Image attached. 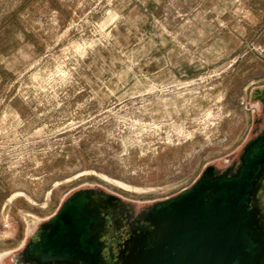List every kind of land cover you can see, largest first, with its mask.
I'll return each mask as SVG.
<instances>
[{"label": "rangeland", "instance_id": "rangeland-1", "mask_svg": "<svg viewBox=\"0 0 264 264\" xmlns=\"http://www.w3.org/2000/svg\"><path fill=\"white\" fill-rule=\"evenodd\" d=\"M264 0H0V264L69 192L135 204L252 137Z\"/></svg>", "mask_w": 264, "mask_h": 264}, {"label": "water", "instance_id": "water-1", "mask_svg": "<svg viewBox=\"0 0 264 264\" xmlns=\"http://www.w3.org/2000/svg\"><path fill=\"white\" fill-rule=\"evenodd\" d=\"M264 102V87L252 91ZM264 131L250 138L239 163L207 165L174 195L150 203L114 262L103 261L102 214L114 194L80 188L41 224L18 264H264Z\"/></svg>", "mask_w": 264, "mask_h": 264}, {"label": "flooded vegetation", "instance_id": "flooded-vegetation-1", "mask_svg": "<svg viewBox=\"0 0 264 264\" xmlns=\"http://www.w3.org/2000/svg\"><path fill=\"white\" fill-rule=\"evenodd\" d=\"M259 103L261 105V113L257 114L255 118V125L252 129V137L257 136L264 131V102L259 101ZM240 154L237 157H234L223 168L230 166L232 164L237 165L239 163ZM85 188L94 189L88 192L89 194L115 195V197L111 199L112 200L111 204L110 205L106 204L105 209H103L102 211V214L105 217V228L100 235V239L103 241V245H102L103 261L108 263L114 262L118 259V255L120 254V251L123 248L125 241L128 238H130L132 233L136 229H138L139 226L148 224L143 219V216L150 203L137 205L135 204L133 199L122 195L123 193L109 190L101 186L85 187ZM74 192L75 190L69 192L68 194L71 195ZM260 195L261 197L264 198V185H263V190H261L260 192ZM263 205H264V201H263ZM56 211H54L52 215ZM41 224L42 222H40V224L36 227V229L26 238L24 246L15 252L13 258H16L17 260L23 259L24 257V255L22 254L23 250L26 247H31V243L39 239L42 230ZM26 264H31V263H26Z\"/></svg>", "mask_w": 264, "mask_h": 264}]
</instances>
